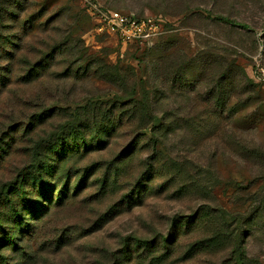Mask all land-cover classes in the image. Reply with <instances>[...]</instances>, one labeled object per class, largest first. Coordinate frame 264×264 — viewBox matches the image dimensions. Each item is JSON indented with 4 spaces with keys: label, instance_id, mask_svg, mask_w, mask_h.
Here are the masks:
<instances>
[{
    "label": "rangeland",
    "instance_id": "rangeland-1",
    "mask_svg": "<svg viewBox=\"0 0 264 264\" xmlns=\"http://www.w3.org/2000/svg\"><path fill=\"white\" fill-rule=\"evenodd\" d=\"M0 1L4 71L42 65L0 90V264H239L215 212L244 215V263L264 264V0H95L167 20L149 46L97 34L82 0ZM159 233L172 255L140 257Z\"/></svg>",
    "mask_w": 264,
    "mask_h": 264
},
{
    "label": "trees",
    "instance_id": "trees-1",
    "mask_svg": "<svg viewBox=\"0 0 264 264\" xmlns=\"http://www.w3.org/2000/svg\"><path fill=\"white\" fill-rule=\"evenodd\" d=\"M7 1L3 0L2 4L7 3ZM4 6L5 5L0 6V18L1 19L4 18V12L7 11L4 8ZM113 10H116V9H113ZM220 19L223 20L224 22H229L230 21V20H228V18L223 17V16L220 17ZM244 26H246V25H244ZM6 60H8V59L6 58ZM41 66H39V67H41ZM4 67H8V66H4ZM4 67H2V65L0 64V90L3 88V86L7 87L11 83L20 82V81H17V80L13 81L12 78L8 76L7 71H4L5 70ZM39 67H37L35 69H31L32 72L31 73L29 72L28 75H26L24 77L20 76L18 79H22L23 80V81L21 80L20 83H29L30 81H33V79L38 77L40 75V72L38 71ZM245 81L247 83H250V81L248 79L245 80ZM145 111H146V115L147 116L152 117V120H151L149 125H146L144 128H141V130L143 131L142 134H141L142 136L147 134V132H145V131H147L149 128L151 130H153L156 127H159V125H157L155 123V121L156 120H160V119L157 118V116L153 112V109L150 106L148 108H146ZM42 114L43 113L35 114L34 118L38 119L39 117L42 116ZM111 125H112L111 130H113L116 127V125L114 123H112ZM155 132H156V130L153 131V133H154L153 135L154 136H155ZM81 139L84 141V137H81ZM98 145H100V144H98ZM74 146L76 147L75 149H74L73 146H71V148H69L67 150V153L65 154V157L67 155H68L67 157H75L78 154L81 155V151H82V149H84V145H81L80 142L78 143V142L75 141ZM88 149H89L88 146H86L85 150H88ZM1 150L3 152H7L8 151L3 146H0V151ZM36 174L38 176L42 175L40 164H38V166L36 168ZM33 178H35V180H36V177H34V172L32 173L29 181L31 182V180ZM26 181H27V179L24 178L22 181L20 180L16 185L19 188L24 189V184L27 183ZM263 206H264V200H261L260 201V206H258V210L257 211L258 212H263V209H264ZM215 214L219 215V218L220 219L222 218V220L225 223V225L227 227H229L227 231L225 230L226 233L223 236H224V240H226L227 242L231 243V247H232V249H231V257L235 258L239 262V264H245L244 263L245 260L242 257V253H243L244 249L242 248L243 245H242V242H241L242 241V237H243L242 234H243V231H244V225H245V221H244L245 217H244V215L241 214V212L240 213H236V214L223 213L222 215L220 213L215 212ZM181 216H182V218H180V219L176 218L174 220L172 229L181 230L182 231V229L185 227V234L188 232L189 229H192L191 227L197 226L200 223H202L205 219H209L210 218V216H208V213L205 212V211H203V212L200 211L198 214L194 213V214H191V215L190 214H182ZM251 219L252 220H249L250 224L253 223V219L254 218H251ZM0 225H1V223H0ZM223 233H221V235ZM175 235H176V233L175 234H173V233H170V234L159 233V235L157 236L156 239L154 237H151V238L150 237H144V238L138 237L137 239L135 238L136 242H138V244H137L138 247L143 249V252L141 254H139L140 257L146 252L151 254V252H155L157 249H163V250L167 251V253L169 255H172V253H173V249L172 248L178 242L177 241V237H175ZM158 238L161 239L160 243H159L160 240L158 241ZM213 240H214V237L213 238H207V239H203V240L197 241L196 243L190 245V247H189L190 254H192V255L196 254L197 252H195V251L197 249L201 248L202 246H207L208 247V245H211L213 243ZM125 245H127L126 246L127 253L131 252V250H132L131 242L130 241H126ZM227 263H229L228 260H227ZM224 264H226V263H224Z\"/></svg>",
    "mask_w": 264,
    "mask_h": 264
},
{
    "label": "built area",
    "instance_id": "built-area-1",
    "mask_svg": "<svg viewBox=\"0 0 264 264\" xmlns=\"http://www.w3.org/2000/svg\"><path fill=\"white\" fill-rule=\"evenodd\" d=\"M93 18L97 34L115 37L123 46L153 45L166 31L162 16H137L107 8L95 0H82Z\"/></svg>",
    "mask_w": 264,
    "mask_h": 264
}]
</instances>
